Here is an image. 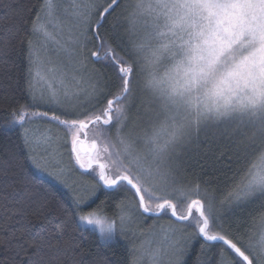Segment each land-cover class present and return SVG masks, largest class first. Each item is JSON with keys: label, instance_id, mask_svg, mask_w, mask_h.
<instances>
[{"label": "snow or ice", "instance_id": "6c2138e0", "mask_svg": "<svg viewBox=\"0 0 264 264\" xmlns=\"http://www.w3.org/2000/svg\"><path fill=\"white\" fill-rule=\"evenodd\" d=\"M119 4H75V36L67 46L41 24L42 19L51 22L61 4L44 0L26 6L29 14L33 7L40 9L31 21V36L44 33L65 53L63 60L51 59L25 34L28 22L13 3L7 5L8 16L0 18V88H14L22 78L27 97L21 102L11 94L0 96L5 113L0 130L15 133L19 141L0 144V155L7 157L0 160V264H110L107 257L85 258L86 232L97 233L107 247L134 231L135 220L162 217L169 218L163 242L133 244L123 264H264V178L230 177L227 196L218 201L211 181L200 173L188 180L187 169L178 165L146 168L131 157L126 163L112 145L116 121L108 97L124 79V61L103 42V55L88 54L95 62H108L112 79L89 68L82 49L100 39L99 30ZM21 56V77L14 78L13 70H20L14 57ZM37 79L58 81L61 88L37 90ZM28 165L52 177L69 201L42 188Z\"/></svg>", "mask_w": 264, "mask_h": 264}, {"label": "rangeland", "instance_id": "374dc122", "mask_svg": "<svg viewBox=\"0 0 264 264\" xmlns=\"http://www.w3.org/2000/svg\"><path fill=\"white\" fill-rule=\"evenodd\" d=\"M80 2L52 0L62 10L51 22L41 20L65 46L75 36L73 6ZM119 21L139 70L118 120L116 145L124 149L126 163L131 157L146 168L177 165L193 143L217 130L244 135L251 131L249 122L254 132L264 133V0H128ZM37 36V47L43 45L51 59H66L44 33ZM92 45L82 49L83 58L97 69L88 55ZM49 85L61 88L55 80L35 82L37 90ZM259 155L250 178H264V147ZM168 222L156 220L144 230L143 219H137L124 238L156 247Z\"/></svg>", "mask_w": 264, "mask_h": 264}, {"label": "trees", "instance_id": "16d2710c", "mask_svg": "<svg viewBox=\"0 0 264 264\" xmlns=\"http://www.w3.org/2000/svg\"><path fill=\"white\" fill-rule=\"evenodd\" d=\"M127 1L128 0H120V4L116 8L115 12L112 16L108 17L103 29L99 30L101 32V42L111 45L116 50V54L120 55L121 59L124 61L122 68L125 69L126 66V68L128 67V71H130L128 93L122 100L113 103V119L116 123L112 128L109 137L112 145L118 152H120L121 156L122 153H124V149H120V144H118V146L116 145L117 141L120 143L118 140V120L121 118L122 111L127 109L126 101L128 97L133 95L137 76L139 75L138 63L136 62L135 55L132 52L127 30H124L125 27H121L119 21V12L125 6ZM38 2L42 4L44 0H0V18H6L8 16L9 9L7 8V5L9 3H13L16 5V13L28 22L24 27L25 34L29 35V38L35 39L36 42H38V36H31L30 27L31 21L35 19L36 13L40 9L33 7L30 14L26 12V6L36 4ZM98 46L99 42L97 40L93 43L90 52L97 51ZM101 54L103 55V50H101ZM14 58L17 60V65L20 70L18 71L14 69L12 75L14 78H19L21 77V71L24 67V61L22 56ZM90 61L101 72L107 73L110 78L115 79L113 69L107 66V61L95 62L91 58ZM123 71V81L117 89L112 90V95L108 98L113 99L116 96L121 95L124 91L127 72L125 70ZM6 83L7 81H5V84ZM7 94H11V97L15 100L24 102L27 97L24 92L23 79L20 78L19 83L14 88H0V96H6ZM4 118L5 113L2 109H0V123L3 122ZM252 127L255 126L249 122V126L247 128L251 131H244V135L238 132H233L234 134H231L229 131L223 132L221 130H217L215 134L212 133L207 135V137L199 140L197 143H193L192 146L183 153V156L178 160L177 165L181 168L187 169L186 177L188 180L192 179V174L194 172L200 173L202 180H210L211 188L214 190L217 200H225L231 184L230 177L238 178L239 174H245L248 176L250 169L259 159V154L263 152L264 133L257 134L253 131ZM10 142L19 143L16 134L13 132L2 134V130H0V144H7ZM3 159H7V157L0 155V160ZM28 170L34 177L35 181L41 185L42 188L55 192V194L65 202L69 201V193L55 181L41 174L37 169L32 168L31 165H28ZM101 199L108 198L101 197ZM97 203H99V201H97ZM108 215L112 217L114 216V213L109 211ZM156 220L169 221V218H144L142 228L144 230L150 228ZM133 244H135V242H133L130 237H117L115 241L110 242L109 246L105 247L99 240L98 234L92 232L91 230L86 232L82 238V247L85 249V258L87 260H93L98 256L107 257L110 264L111 262L117 260L121 261V264H123V261L127 258L128 251Z\"/></svg>", "mask_w": 264, "mask_h": 264}, {"label": "water", "instance_id": "95a60500", "mask_svg": "<svg viewBox=\"0 0 264 264\" xmlns=\"http://www.w3.org/2000/svg\"><path fill=\"white\" fill-rule=\"evenodd\" d=\"M98 42H99V46H98L97 52L100 53L102 50V48L100 47L101 39H99ZM124 70L127 72V77H126V81H125V89L121 95H118L115 98H113V103L122 100L124 98V96L128 93V83L130 81V75H129L130 71H128V69H124Z\"/></svg>", "mask_w": 264, "mask_h": 264}, {"label": "bare ground", "instance_id": "6f19581e", "mask_svg": "<svg viewBox=\"0 0 264 264\" xmlns=\"http://www.w3.org/2000/svg\"><path fill=\"white\" fill-rule=\"evenodd\" d=\"M126 67V66H125ZM128 68V67H127ZM127 68H125V69H127ZM124 70V69H123Z\"/></svg>", "mask_w": 264, "mask_h": 264}, {"label": "flooded vegetation", "instance_id": "af4514ba", "mask_svg": "<svg viewBox=\"0 0 264 264\" xmlns=\"http://www.w3.org/2000/svg\"><path fill=\"white\" fill-rule=\"evenodd\" d=\"M101 53V52H100ZM102 55V54H101Z\"/></svg>", "mask_w": 264, "mask_h": 264}]
</instances>
